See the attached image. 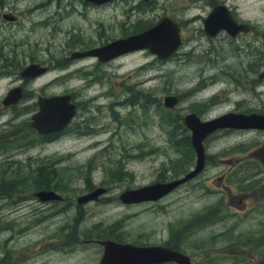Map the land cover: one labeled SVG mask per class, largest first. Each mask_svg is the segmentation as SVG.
Listing matches in <instances>:
<instances>
[{
  "label": "rangeland",
  "instance_id": "rangeland-1",
  "mask_svg": "<svg viewBox=\"0 0 264 264\" xmlns=\"http://www.w3.org/2000/svg\"><path fill=\"white\" fill-rule=\"evenodd\" d=\"M35 1L19 0V6L24 7L26 3L33 4ZM229 2L236 17L249 21L254 32L230 41L227 37L210 39L202 37L197 31H190L186 38L196 40L191 38L174 55L159 64L154 63L147 52L138 51L119 57L110 66L106 84L102 87L94 84L82 93L88 100L98 92H108L111 97H106L115 102L121 101L120 105L112 102L111 107L80 110L58 142L43 143L31 132L29 149L15 158L12 167L17 170L18 177L24 176L26 184H30L33 191L37 178L43 180L44 172L48 175V172L56 170L57 176L48 175L44 183L68 185L67 192L74 195L84 193L83 186L89 184L108 185V192L97 204L83 206L76 224H72V217L76 214L72 205L58 217L51 216L50 207L40 208L33 204L31 208L46 210L49 214L48 219L40 220L29 218L34 209L27 210L25 207L23 211L16 209L15 215L9 214L14 204L0 197V259L6 258L15 264L13 256H28V251H32L26 264H98L102 247L83 244L82 240L91 236L95 240L119 243H153L160 239L166 223L176 220L172 218L181 213L183 201L190 203L191 211L198 207L197 201H201L207 206L206 228L192 231L186 243H192L193 237H196L198 242L205 241V251L188 245L186 253L195 257L196 264H234L233 257L242 258L238 264H255L258 259L255 254L245 252L252 257V261H248L245 255L234 254V250L226 247V243L218 242L217 235L222 233L223 225L221 227V224L212 222V218L220 211L217 210L218 205L211 211L210 206H215L219 201L218 189L212 184L219 183L217 179L220 173L226 172V167L219 161L229 160L231 156H246L264 141V132L223 129L208 135L202 141L206 159L204 169L185 183L186 189H178L169 196L166 199L168 203L164 205L123 206L115 201V197L127 188L152 184L173 176L177 163L183 165L187 158L193 157L194 152L190 144L186 143L189 131L180 127L176 117L194 113L201 121H209L227 113L264 114V81L259 86L255 85L256 74L261 71L257 52L264 36V0ZM62 6L60 3V8ZM51 9L50 6L49 12ZM76 14L72 11L68 17L53 16L47 14L46 10H37L32 15H22L20 24L8 25L7 31L1 32V35L8 32L13 34L10 40L15 50L16 72L30 60L48 67L47 73L27 86L33 92L37 93L47 85L48 91L76 93L80 84L76 78L77 71L93 66L89 64L90 59L61 63L63 51H66L63 40L66 39V33L75 36V32L68 29L76 18L79 20L76 23L78 35L90 40L91 37L97 39L100 33L109 37L119 35L123 21L125 25V15H128L130 31V26L137 18L135 14L126 13L119 0L95 12H81L80 16ZM55 17L57 22L52 25ZM44 19L46 22L42 23ZM197 33L199 35L195 36ZM46 47L49 49L42 54H34V51L40 52L36 48ZM8 50L7 44H3V47L0 44L1 52L7 53ZM29 50L33 54L30 55ZM246 50L251 51L252 55L247 56L243 52ZM248 62L253 64L249 67ZM3 86L0 84V95L4 93ZM168 95L181 99L178 107H174L172 122L162 118L159 108L155 107ZM80 98L83 99L82 96ZM147 98L152 99L154 104L147 105L145 109L143 102H147ZM16 111V130H22L28 114L23 113L22 107H16ZM100 125L106 127L104 134H96ZM43 167L49 169L40 170ZM263 172L260 163L255 162L246 170L231 169L226 182L238 184L242 174L258 179ZM257 183H264V180ZM235 191L231 189V193ZM255 194H262L260 188ZM16 196L12 197L13 201L18 200ZM223 197L226 198L224 194ZM245 204L250 205L252 202ZM164 208L168 209L166 215L162 211ZM161 214L166 217L164 221L159 217ZM257 224V221L243 218L237 226L239 231L228 233L231 237L229 242L234 236L236 239L237 233L249 234L256 229ZM57 233L69 243L75 238L73 248L59 253L54 246H49ZM40 245H43V249L36 251ZM45 246L49 247L44 250ZM263 249L264 246H257L258 251Z\"/></svg>",
  "mask_w": 264,
  "mask_h": 264
},
{
  "label": "flooded vegetation",
  "instance_id": "flooded-vegetation-1",
  "mask_svg": "<svg viewBox=\"0 0 264 264\" xmlns=\"http://www.w3.org/2000/svg\"><path fill=\"white\" fill-rule=\"evenodd\" d=\"M117 0H36L33 4L26 3L24 7L19 6V0H0V44L3 47V44H7L9 46V50L7 53H3L0 51V84L4 86V93L0 95V197L2 199L7 198L8 201L14 204L13 208L9 212V214L13 213L15 215L16 209H22L25 207L27 210L34 209L31 208L33 204L36 207H50L49 209L52 210L51 216H62L69 208V206H74L75 213L72 217V224L78 223L80 219V209L83 208L86 204L92 203L97 204L100 200L105 197L108 192V185H99V184H89L84 185V193L81 195H74L68 193L66 187L68 185H61V184H46V185H35V190L31 189L30 184H26L27 181L25 180L24 176L18 177V172L13 168L14 160L17 156H19L22 152L25 154V150L29 149L30 146V135L31 132L37 136L39 140H42L43 143H53L58 142L66 133V129L70 123V121L75 117V115L80 114V110L87 109L88 107H97V108H106L111 107V103L115 102L106 96H110L108 92H98L97 94L90 97L88 100L84 98V94L82 93L83 90L89 89L94 84H98L99 86H103L106 84L107 76L109 75V70L112 62L119 58L127 56L128 54H133L135 52H143L148 53L146 50H138L124 53L112 60L108 61H99L95 56H77V54L85 53L93 49L101 48L106 46L107 44L125 39L129 36L137 35L142 33L161 22H166L177 28V34L180 38V44L177 46L176 50L168 56L171 57L174 55L177 50L181 49V47L188 42L192 37L187 39V33L190 31L192 32H199L201 33L202 37L206 38H218L227 37L230 41L238 39L239 36H247L254 32L252 25L249 21H242L238 19L233 11V8L229 2V0H119V2L123 4L126 9V13L135 14L137 16L136 22L130 26V31L128 29L129 24L127 22L128 15H125V25L124 21L120 25V32L119 35L115 37H109L105 34H99L98 38L91 37L92 40L89 38L82 39L78 35V27L76 23L79 22L78 18L72 23V26L68 29H72V32H75V36H70L68 33L66 39L63 40L64 47L66 51H63V57L61 62L65 64L69 61L72 62H84L90 59L89 64H93L90 69L80 70L77 71V80L80 82L79 86L77 87L78 90L76 93H68L66 91H48L47 85H44L39 89L37 93L33 92L32 90L28 89L27 86L33 82L36 78L44 75L48 71V67L44 66L43 63L38 61L30 60L26 65H23L18 68L16 72L17 66H15V50L14 46L11 44L10 37L13 36L10 32L6 35H1V32L7 31L8 25L14 26L21 22L23 19L22 15H32L33 12L37 10L47 11V14H52L53 16H65L68 17L71 15V12H77L76 16H80L81 12L84 13L85 11L95 12L96 9L108 7ZM60 3L63 4L62 8H60ZM50 6L52 9L49 12ZM217 8H221L225 12H227L228 16L231 20L237 25L240 26L237 32H234L233 36L230 33H227L225 30L219 29L218 24H212L211 28L216 29L215 32L212 33V30H208L204 26V21L206 20L207 16L210 12ZM216 17L219 21L220 17H225L224 13L218 15L216 13ZM215 17V18H216ZM70 18V17H69ZM41 22H46V20H41ZM57 22L55 20L52 21V25ZM227 22V21H226ZM31 25V24H30ZM77 28V29H76ZM53 31H55L53 29ZM66 32V31H65ZM197 33L195 36H198ZM187 37V38H186ZM196 40L195 38H192ZM261 41L259 45V51L257 52L258 55V65L261 67V71L256 74L255 85L259 86L264 81V77L260 78V74L264 71V59L262 54V43ZM34 54L47 51L49 48L46 47L45 49H38ZM247 56H251V51H243ZM31 55L33 52L31 50L28 51ZM153 59L154 63H162L168 58L164 60L158 59L156 56L150 54ZM152 61V60H151ZM30 64L38 65L39 68H45L44 72L34 78L27 79L22 78L20 76V72ZM253 64V62H248V66ZM102 67H105L102 70ZM102 70V71H101ZM254 73V71H253ZM12 90L17 91V99L10 100V104H5V99L9 96L8 93ZM8 95V96H7ZM69 96V102L74 105V114L67 125L61 129L59 132L56 133H46V134H37L35 130L31 127V117L37 111L38 99L39 98H50L53 96ZM83 97V99L80 98ZM169 96V95H168ZM111 97V96H110ZM176 97V96H175ZM111 100L108 103H104V101ZM181 99L176 97V103L172 107H178ZM120 105L121 101H116L115 104ZM196 103V102H194ZM16 107H22L23 113L25 115L28 114V119L24 121L23 129L16 130V122L15 116L17 115ZM155 107H159V104L155 105ZM163 107V105H162ZM171 112L174 111V108L170 110ZM175 114V113H174ZM188 114V113H187ZM186 115V114H185ZM182 118H180V123L182 125ZM200 119V118H199ZM86 121H84V124ZM89 128V126H88ZM74 131V130H73ZM255 131V130H253ZM106 132V127L103 125L98 126L96 129V134H104ZM256 132L263 133L264 131ZM18 137V139H17ZM17 141V143H16ZM190 144L189 137L187 142ZM263 146L262 151H257L260 147ZM256 150V151H254ZM252 150L251 152L246 153V156L243 155L241 157L235 158L231 156L229 160L226 161H219L226 167V172L220 173V177L217 179L219 183H213L212 187H216L218 189V197L219 201L216 203L215 206H210V211L212 208L217 207V210L220 211L216 216H213L212 222L217 223L218 225L221 224V232L217 235L218 242L226 243V247L232 248L234 251L233 253L248 257V261H252V257L245 252H251L255 254L258 259L255 261V264H264V252L258 251L257 246H264V183L258 184L257 182L264 180V172L259 175L258 179H251L246 177V174L241 175L240 183L238 184H227L226 177L231 169H240L246 170L248 167H251L252 164L255 162L260 163L263 165V162L257 159V157H264V141L261 144ZM258 155V156H257ZM264 159V158H262ZM205 156L203 155V166L199 170V172L195 175L197 176L199 173L202 172L204 169L205 164ZM242 165V166H241ZM195 166V155L193 157L187 158L185 163L181 165L180 163L176 164V172L173 173V176H168L162 180H158L153 182L152 184H165L169 182H175L181 180L193 167ZM263 168V166H262ZM256 169V168H255ZM253 169V170H255ZM261 169V168H260ZM252 170V169H251ZM250 170V171H251ZM262 170V169H261ZM264 171V168H263ZM194 176V177H195ZM248 176V175H247ZM193 178V177H192ZM190 179L180 182L176 184L172 190L168 191L163 196L159 197L157 200L154 201H144L139 203H128L124 204L119 200L120 195L129 190H136L138 188L147 186L141 185L133 188H127L121 191L116 197L115 201L120 203L123 206H149L152 205L153 207H159L162 204L168 203L166 199L169 196H172L177 190L187 188L185 184ZM225 182V183H223ZM150 185V184H148ZM186 187V188H185ZM257 188H260L262 194L256 195L255 191ZM96 189H100L102 192L96 197L95 200L89 201L85 204L77 206L76 198L79 196H83L88 194ZM231 189L236 190L235 192L231 193ZM37 191H51L59 200H50V201H38L33 197V193ZM27 192V193H26ZM17 194L18 200L13 201L12 197ZM223 194L226 198L223 197ZM201 195V193H199ZM245 202H252L250 205H246ZM183 206L180 209L181 213L177 215L176 219L171 222H167L165 225V231L161 235L159 240L154 241L153 243H125L130 244L136 247H154L157 249H166L181 256H184L188 259L189 264H196L195 257H191L188 252L186 253V248L188 245H192V247L197 249H203L205 246V241H197L196 237H193V242L186 243L187 238L192 234V231H200L203 228H206V220H207V206L202 204L201 201H197V208L191 211L190 203L182 202ZM161 209V208H160ZM227 209V211H225ZM163 214L166 215L168 209H163ZM46 210L34 209L31 212V216L29 218H40V220H46L49 218V214L46 213ZM232 212V213H230ZM184 213V214H183ZM47 214V215H46ZM161 214L159 217L166 219V217ZM76 215V217H75ZM187 215V218L185 217ZM44 216V217H43ZM43 217V218H42ZM178 218V219H177ZM252 219L257 221L258 224L256 225V229L251 231L247 235H238L232 238L229 242L231 237L228 233H234L239 231L237 226L239 222L243 219ZM194 220V221H192ZM227 229V231H225ZM7 231V230H4ZM226 232V233H223ZM5 234V232H2ZM76 235L78 237V233L76 230ZM54 239H51L49 246H54L55 250L59 253H65L73 248V245L76 241L75 238L71 240V242H67V239H62L59 237V233L55 235ZM88 238V239H87ZM85 240H82L83 244H96L100 248L99 245L100 241L103 240H95L96 238H92L91 236L87 237ZM91 238V239H90ZM113 241V240H109ZM116 242V241H113ZM119 243V242H116ZM49 246H45L44 250H46ZM225 247V248H226ZM43 249V245H40L36 248V251H41ZM102 250V248H101ZM205 251V250H204ZM32 251H28V256L25 254H21L20 257L13 256V260L15 264H26L31 258ZM231 253V252H230ZM202 256V255H198ZM68 257V256H67ZM233 263L238 264L240 262V257H233ZM0 264H12L7 261L6 258L0 259ZM154 264H177L173 261L167 262H159Z\"/></svg>",
  "mask_w": 264,
  "mask_h": 264
},
{
  "label": "water",
  "instance_id": "water-1",
  "mask_svg": "<svg viewBox=\"0 0 264 264\" xmlns=\"http://www.w3.org/2000/svg\"><path fill=\"white\" fill-rule=\"evenodd\" d=\"M96 1V0H95ZM225 14L220 17L221 22L217 19L216 13ZM216 17V18H215ZM227 21V22H226ZM218 24L219 29L225 30L233 36L240 26H237L227 12L219 8H215L210 12L204 21V26L212 33L216 29H212V24ZM180 44V38L177 34L176 26L161 22L156 26L139 33L129 36L125 39L113 41L104 47L90 50L85 53L77 54V56H95L99 61L112 60L124 53L136 50H146L150 54L156 56L160 60L168 58ZM264 59V41L261 45ZM45 68H39L38 65L30 64L21 72L22 78L31 79L44 72ZM260 78L264 77V71L260 74ZM17 91L12 90L5 99V104H10V100L17 99ZM176 103L174 96H165L162 98V105L165 109H172ZM38 109L31 117V127L37 134L56 133L63 129L70 121L74 114V105L69 102V96H53L50 98H39ZM182 125L190 132V146L195 155V166L192 171L187 173L181 180L169 182L165 184H150L136 190L123 192L119 200L124 203H139L144 201H154L159 197L172 190L173 187L183 181L193 177L203 166V147L202 141L206 136L217 130H261L264 131V115L261 114H235L227 113L218 118L201 122L194 114H187ZM263 146L257 151H262ZM256 151V152H257ZM258 156V155H257ZM264 157H257L263 162ZM100 189H96L88 194L76 198L77 206L95 200L101 193ZM33 197L38 201L59 200L51 191H37L33 193ZM102 247V255L98 264H154L159 262L173 261L177 264H189L186 257L166 249H157L154 247H136L125 243H116L109 240L100 241Z\"/></svg>",
  "mask_w": 264,
  "mask_h": 264
},
{
  "label": "trees",
  "instance_id": "trees-1",
  "mask_svg": "<svg viewBox=\"0 0 264 264\" xmlns=\"http://www.w3.org/2000/svg\"><path fill=\"white\" fill-rule=\"evenodd\" d=\"M175 97V96H174ZM158 102V101H157ZM156 102V103H157ZM149 104H154V101L152 100V99H148L147 98V102H143V106L145 107V109H146V107H147V105H149ZM159 104V106L160 107H158L159 108V111H160V115H161V117L162 118H167L168 120H170V122H172L173 121V119H174V115H173V113H174V111L173 112H171L170 110H167V109H164L163 107H161L162 105H161V103H158ZM176 120H178L179 121V124H180V127L182 128V129H185L182 125H181V123H180V117H176ZM45 169H49V168H47V167H45ZM44 169V167L42 168V169H40V170H45ZM44 178H43V180H41V179H39V178H37L34 182H35V184L38 186V185H44V184H46V183H44V180L46 179V178H48V175L50 176V177H54V176H57V171L56 170H53V171H51L50 173L48 172V175L44 172ZM117 242V241H116Z\"/></svg>",
  "mask_w": 264,
  "mask_h": 264
}]
</instances>
